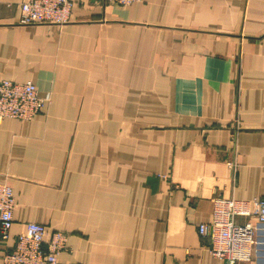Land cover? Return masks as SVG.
<instances>
[{
	"label": "crops",
	"instance_id": "0c3cea01",
	"mask_svg": "<svg viewBox=\"0 0 264 264\" xmlns=\"http://www.w3.org/2000/svg\"><path fill=\"white\" fill-rule=\"evenodd\" d=\"M22 1L0 0V80L48 102L0 120V264L28 222L67 235L55 264H227L197 226L264 198V0H76L64 24L20 23ZM254 237L234 264H264Z\"/></svg>",
	"mask_w": 264,
	"mask_h": 264
},
{
	"label": "built area",
	"instance_id": "2783aa9c",
	"mask_svg": "<svg viewBox=\"0 0 264 264\" xmlns=\"http://www.w3.org/2000/svg\"><path fill=\"white\" fill-rule=\"evenodd\" d=\"M118 6H129L141 0H93ZM76 0H24L20 2V23L64 24ZM48 99L38 94L30 81L0 80V120L16 118L30 120L47 104ZM15 199L10 185L0 181V242L9 238ZM237 217L244 220L239 221ZM264 224V198L240 200L215 198L212 219L200 223L197 231L210 241L209 252L234 264L249 260L254 232ZM67 235L61 230L47 228L38 222H28L14 237L12 248L2 255L4 264H55L61 251L67 250Z\"/></svg>",
	"mask_w": 264,
	"mask_h": 264
}]
</instances>
